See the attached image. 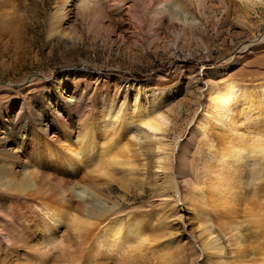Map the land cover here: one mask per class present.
<instances>
[{"label": "rangeland", "instance_id": "obj_1", "mask_svg": "<svg viewBox=\"0 0 264 264\" xmlns=\"http://www.w3.org/2000/svg\"><path fill=\"white\" fill-rule=\"evenodd\" d=\"M37 1L39 10L29 0H0V139L5 146L16 147L13 140L19 137L21 125L29 129L27 134L35 128L58 143L70 133L74 141L98 106L108 105L113 112L123 109L127 116L139 103L150 114L165 117L164 130L151 132L139 126L133 132L141 138L130 137L126 155L140 170L120 179L115 175L104 188L108 202H101L111 208L112 218H137L145 225L147 247L152 250L138 258L139 264H241L242 250L246 262L264 255V222L252 223L254 213L264 211V174L260 181L254 180L257 175L250 158L233 189L239 205L236 212L223 213L219 201L213 205L219 212V226L207 222L212 219L210 207L193 213L187 196L190 193L192 198L201 188L205 196L215 198L208 191L216 180L202 173L207 144L213 141L215 152L227 146L216 131L209 130L208 136L194 133L191 124L200 118L206 103L210 73L224 68L215 79L219 85L229 79L252 88L264 83V0H228L226 5L207 4L200 9L181 0L184 18L165 17L160 27L149 25L146 0L135 7L128 0L114 13L99 1L95 10L102 18L95 32L80 23L74 6H68L61 26L66 35L57 40L46 32L45 17L54 5ZM125 5L129 6L125 9ZM51 114L62 121L58 126L51 124ZM263 124L246 121L238 129L264 135ZM143 133L154 135L142 138ZM159 142L163 150L157 149ZM159 155L166 163L162 169ZM182 169L187 171L185 178L179 174ZM168 174L171 178L163 180ZM161 182L173 183L162 192L170 198L161 196ZM203 223L212 239L207 252H201ZM255 247L260 250L253 253ZM164 253L171 255L169 262L159 258Z\"/></svg>", "mask_w": 264, "mask_h": 264}, {"label": "bare ground", "instance_id": "obj_2", "mask_svg": "<svg viewBox=\"0 0 264 264\" xmlns=\"http://www.w3.org/2000/svg\"><path fill=\"white\" fill-rule=\"evenodd\" d=\"M47 1L54 6L51 13H47L45 17L48 26L46 32L48 37L57 40L66 35L61 26L66 20L68 6H74L80 23L87 25L88 31L95 32L102 18L100 10H95L99 1L114 13L122 10L128 0ZM143 1L145 0H133L131 3L134 6L139 2L143 4ZM146 1V17L152 26H159L165 17L180 19L186 14L181 0ZM188 1L194 2L198 9L207 4L226 5L228 2ZM39 3L37 0H29V4L37 10L41 8ZM42 5L47 7L46 3ZM125 6L126 9L129 5ZM46 9H43L44 15ZM223 70L224 68H221L210 73L211 86L208 88L206 103L200 112V118L193 119L191 123L194 133L198 131L208 136V131L214 130L224 138L227 145L216 149L215 152L211 150L214 147L213 141H209L208 155L202 166L204 178L211 176L216 180V184L208 191L215 198L205 196L201 188L192 198L190 193H187L191 199L193 213L199 208H211L209 213H213L212 219L207 222L213 225L221 223L217 215L218 209L213 207L217 201L225 209L223 213L230 215L238 209L239 205L234 201L232 194L235 182L242 179L248 158L253 161V173L257 175L254 180L260 181L263 179L262 172L264 174V135L255 130L242 133L238 129L241 123L246 121L253 126L256 123H264V83L252 88L251 85L229 79L219 85L215 83V79L221 76ZM136 106V110L127 116L123 115V109L119 108L113 112L108 105L98 106L97 111L90 115L89 122L82 125L74 141L69 133L64 134L62 139L55 143L49 135L35 132V128L30 129L32 132L27 134L29 129L24 125H18L19 137L13 140L15 148H7L5 140L0 139V264H139L138 258H144L146 250H152V247H147L150 246V238L148 239L145 233L146 228L141 219L112 218L114 216L110 213L111 208L103 207L101 203L108 202L109 197L104 188H108L115 175L120 179L124 178V174L129 175L140 170L126 155L130 152L128 145L133 132L138 131L141 126L151 132L164 130L162 127L165 126L166 120L161 113L153 115L142 109L139 103ZM49 116L54 126L62 122L57 115ZM63 132L66 130L63 129ZM152 135L154 134L146 133L142 138ZM39 136L42 137L41 142L38 141ZM133 137L136 140L141 138L135 134ZM159 145L157 149L163 150L164 144L159 142ZM170 150L173 151L172 146ZM121 156H124V159ZM210 160H213L214 165L212 171L209 169ZM181 161L184 162V158ZM157 162L158 168L166 166L164 156L161 158L159 155ZM184 164L187 165L186 162ZM184 172L187 171L182 169L179 174L185 178ZM170 178L168 174L163 180ZM172 184H158L161 196L170 198V195L162 192H165L164 186L171 187ZM247 215L252 218V215ZM253 216V224L258 226L260 222H264V211L254 213ZM203 225L201 234L205 239L201 243V252H207L212 239L208 227L205 223ZM259 250L255 247L252 252ZM156 252L154 249L152 254ZM169 256L171 257L170 254L164 253L159 255V258L166 262ZM262 256L246 262L242 250L238 263L264 264V255Z\"/></svg>", "mask_w": 264, "mask_h": 264}]
</instances>
